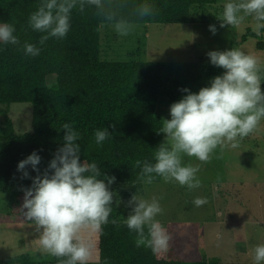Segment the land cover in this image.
Instances as JSON below:
<instances>
[{
  "label": "trees",
  "instance_id": "trees-1",
  "mask_svg": "<svg viewBox=\"0 0 264 264\" xmlns=\"http://www.w3.org/2000/svg\"><path fill=\"white\" fill-rule=\"evenodd\" d=\"M102 2L105 10L133 23L219 21L215 16L218 0H148L154 14L146 17L137 16L135 11L142 0ZM38 3L39 0H0V20L13 23L20 40V44L0 47V105L5 106L0 109L5 118L0 125V191L18 205L17 211L0 209V223H29L20 206L22 188L30 185L31 179L22 177L17 163L36 149L41 155L38 167L43 170L63 143L62 124L74 121L73 126L80 132L81 160H95L101 172L115 176L110 187L121 201L117 205L114 198L109 222L102 225L101 231L82 229L85 239L93 238L88 264H250L217 258L192 262L171 259L167 249L153 252L150 247L137 246L135 233L122 222L131 193L142 195L147 184L138 178L140 167L135 161L151 160L154 148L165 135L159 132L162 117L156 111L161 95L168 94L174 100L184 95L180 89L187 86L189 72L195 66L141 59L103 60L101 26L111 23L105 21L94 4L87 3L83 10H72L71 27L65 37H49L38 55L27 56L21 47L23 42H36L41 35L27 25L28 14ZM249 37L261 38L247 28L241 41ZM206 69L208 81L223 71L213 64ZM14 103H31L30 131H16L8 114ZM103 126L112 133L97 144L93 133ZM26 167L31 175L36 174L30 166ZM161 179L155 176L153 181ZM56 260L55 256L40 260L21 253L3 258L0 264H56Z\"/></svg>",
  "mask_w": 264,
  "mask_h": 264
},
{
  "label": "clouds",
  "instance_id": "clouds-1",
  "mask_svg": "<svg viewBox=\"0 0 264 264\" xmlns=\"http://www.w3.org/2000/svg\"><path fill=\"white\" fill-rule=\"evenodd\" d=\"M86 3L94 4L119 36H127L134 30L131 20L105 10L102 0H39L28 14L27 25L41 35L36 42H23L24 54L36 56L49 37H65L71 27L72 10L77 7L83 10ZM135 11L139 17L154 14L148 0H142ZM215 16L220 27L231 28L250 16L254 21L252 30L257 36L264 35V0H223L222 10ZM208 28L212 34L218 30L213 23ZM5 44L17 45L20 40L15 25L0 20V47ZM206 55L211 64L223 71L196 91L181 87L185 94L170 103L169 117L161 119L159 132L165 135L154 148L153 158L135 161L140 167L138 178L144 183L159 176L188 189L198 187L200 165L184 157L207 161L218 146L225 142L235 145L264 118V73L260 58L240 46L209 49ZM73 125L74 121L62 124L63 143L54 150L43 170L38 167L41 155L36 149L17 163L22 177L31 179L30 185L22 188V215L34 226L40 252L57 257L56 264H88L94 245L82 236V229L101 231L102 225L109 222L114 198L117 205L121 202L110 187L115 176L101 172L95 160H81L80 132ZM111 133L106 126L96 128L95 142L100 144ZM26 166L36 174L31 175ZM206 201L207 197L199 195L192 199L196 206ZM127 204L129 211L122 222L135 233V244L150 247L153 252L166 249L170 233L157 218L163 212L160 199L132 192ZM251 259L254 264L264 262V242L252 246Z\"/></svg>",
  "mask_w": 264,
  "mask_h": 264
},
{
  "label": "rangeland",
  "instance_id": "rangeland-1",
  "mask_svg": "<svg viewBox=\"0 0 264 264\" xmlns=\"http://www.w3.org/2000/svg\"><path fill=\"white\" fill-rule=\"evenodd\" d=\"M215 6L220 10L217 14L220 13L223 0H218ZM210 23L217 25L215 34L208 28ZM253 23L250 16L235 28L220 27L219 21L211 20L167 25L133 23L134 30L127 36H119L111 24L102 25L101 57L103 60L190 63L195 68L189 72L187 87L196 91L208 83L206 67L211 63L206 52L209 49L240 46L260 58L264 72V35H260V39L249 37L241 41ZM173 101L168 94L161 95L156 111L162 118L169 117V105ZM1 108L5 106L0 105ZM8 114L17 132L32 129L31 103H14ZM4 121L0 113V125ZM184 159L200 165L198 187L188 189L163 178L143 186L142 196L156 195L163 208L157 218L170 233L167 250H164L171 259L187 262L217 258L222 262L254 264L252 246L264 242V118L235 145L225 142L222 147L218 146L211 159L198 161L187 156ZM197 195L207 197L206 203L194 205L192 199ZM126 207L125 216L129 211L127 202ZM0 209L17 211L18 205L15 199L0 191ZM88 239L93 241L92 236ZM21 253L40 260L53 257L40 252L37 233L30 222L0 223V260Z\"/></svg>",
  "mask_w": 264,
  "mask_h": 264
}]
</instances>
